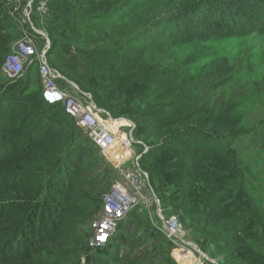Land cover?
<instances>
[{"label":"trees","instance_id":"1","mask_svg":"<svg viewBox=\"0 0 264 264\" xmlns=\"http://www.w3.org/2000/svg\"><path fill=\"white\" fill-rule=\"evenodd\" d=\"M50 6L45 28L52 46L71 56L58 67L99 107L134 122L126 116L133 106L174 78L160 77L153 61L176 46L264 32V0H51ZM6 13L11 17L9 0H0V72L11 50ZM231 72L218 63L195 89H214L215 78ZM21 78L0 83V264H135L130 256L111 258L120 236L102 247L90 244L91 208L100 209L104 195L103 171L90 157L96 146L64 104L45 101L42 82L34 88ZM198 95L176 93L142 114L163 119L154 123L160 140L146 143L141 164H152L158 179L175 187L173 214H186L229 255L264 264L238 237L264 230L235 147L241 119L232 106ZM171 121L183 125L175 129Z\"/></svg>","mask_w":264,"mask_h":264},{"label":"rangeland","instance_id":"2","mask_svg":"<svg viewBox=\"0 0 264 264\" xmlns=\"http://www.w3.org/2000/svg\"><path fill=\"white\" fill-rule=\"evenodd\" d=\"M52 17L49 19L51 20ZM4 25L6 27L3 32L11 37L10 44L12 47L18 38V23L6 13ZM72 26L73 23H69V29ZM52 41L54 44L53 38ZM53 46L49 59L53 63L52 65L57 67L66 78L61 81L62 86L64 87L71 82L77 84L67 77V72L64 69L56 64L63 59H70V54L63 53L61 46ZM159 59V61L155 60L153 62L156 64V69H160L158 73L160 77L174 78L159 93L149 91L140 102L133 106L134 113L126 114L137 123L136 129L132 132L134 139H139L151 146V142L156 143L160 140L154 130V123L163 118L147 119L142 117V114L154 109L157 100L165 102L174 97L176 93L182 92V95L191 93L195 98L198 94L200 98L207 93L211 101L217 100L222 105L232 106L235 115L241 119L242 134L237 138L235 147L238 151L240 167L245 174V189L254 203L257 217L264 222V32L241 37L209 40L201 44L190 43L176 46L170 54L161 56ZM210 60L213 62L210 63ZM218 63L228 64L232 72L223 76L221 73L217 76L215 78L216 83L220 84L216 85L218 87L214 89H195L201 86L204 74ZM182 69L188 72L183 74ZM21 79L28 80L34 88L36 86L41 88V78L37 66L29 67ZM6 80L8 79L0 72V83ZM195 106L198 108L199 103H196ZM121 120L124 124H120L118 121L111 124L113 129L123 126L121 127L122 132H117L115 146L111 149H101L93 146L95 150L90 154L92 159L97 158L96 161L101 166L100 171H103L102 175L104 176L98 178L104 189L102 195L110 189L109 187L118 178L117 163L119 159L134 157L143 149V145L137 142L133 143L132 147L128 146V148L123 145L127 141L126 138L129 137V128L125 127L127 120ZM182 125L180 121L170 122V127L175 129ZM83 135L88 140L84 129ZM142 165L150 172L151 182L161 200L164 215L167 217L171 213L177 212L174 209L176 201L171 199V196H173V199L176 197L173 194L175 187L164 185L158 179L152 164ZM91 210L93 214L89 222L94 219L95 211H97L94 208H91ZM178 212L187 233L184 238L190 240L207 255L214 258L216 264H248L235 256L229 255L228 251L220 250L217 242H213L211 237L198 233L187 215ZM161 227V221L156 219L146 208L134 209L121 223L114 236L115 238L120 236V242L113 246L111 258L116 257V254H120L130 256L135 260V264L193 263L194 253L184 251L182 246L177 241L170 239ZM238 237L242 240L241 244L251 246L264 257V230L256 237H247L241 233ZM220 244L224 245L221 242Z\"/></svg>","mask_w":264,"mask_h":264},{"label":"built area","instance_id":"3","mask_svg":"<svg viewBox=\"0 0 264 264\" xmlns=\"http://www.w3.org/2000/svg\"><path fill=\"white\" fill-rule=\"evenodd\" d=\"M51 0H9V14L19 26L16 42L5 57L1 72L10 81L21 78L31 66H37L42 82V96L50 104L62 103L66 110L77 120L93 144L101 149H111L117 143V132L121 127L112 128L109 124L126 119L129 128L126 148L137 142L143 145L140 153L134 157H124L117 163L118 178L109 191L102 197L99 211L91 221L90 244L102 247L115 236L121 223L137 208H146L161 221L163 232L177 241L184 251H192L195 259L191 264H216V260L207 255L197 245L185 239L187 233L177 214L164 215L161 200L151 182L150 174L142 167L141 157L149 146L134 139L132 132L136 123L124 117L115 118L111 113L99 107L91 93L71 82L66 86L62 72L54 67L49 59L52 40L45 28L51 17ZM120 126V125H118Z\"/></svg>","mask_w":264,"mask_h":264},{"label":"crops","instance_id":"4","mask_svg":"<svg viewBox=\"0 0 264 264\" xmlns=\"http://www.w3.org/2000/svg\"><path fill=\"white\" fill-rule=\"evenodd\" d=\"M118 123L122 124V123H123V121H121V120H120V121H118ZM123 124H124V123H123Z\"/></svg>","mask_w":264,"mask_h":264},{"label":"bare ground","instance_id":"5","mask_svg":"<svg viewBox=\"0 0 264 264\" xmlns=\"http://www.w3.org/2000/svg\"><path fill=\"white\" fill-rule=\"evenodd\" d=\"M122 121V120H121ZM127 123V122H126ZM109 126H112L111 124H109Z\"/></svg>","mask_w":264,"mask_h":264}]
</instances>
